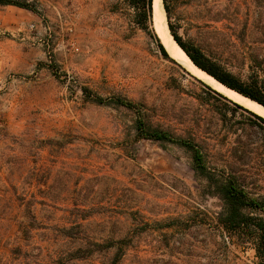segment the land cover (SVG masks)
I'll return each instance as SVG.
<instances>
[{
  "label": "rangeland",
  "instance_id": "obj_1",
  "mask_svg": "<svg viewBox=\"0 0 264 264\" xmlns=\"http://www.w3.org/2000/svg\"><path fill=\"white\" fill-rule=\"evenodd\" d=\"M28 1L31 11L0 7V264H55L81 246L59 233L70 226L80 239L132 238L118 264H247L241 252L251 246L221 229L222 205L189 155L137 140L133 127L139 112L153 127L194 137L217 172L225 161L241 168L227 131L243 113L223 127L201 99H211L205 84L159 56L125 0ZM166 5L167 28L231 73L245 74L248 49L264 54V0ZM243 25L246 41L236 39ZM27 207L40 227L28 228Z\"/></svg>",
  "mask_w": 264,
  "mask_h": 264
},
{
  "label": "trees",
  "instance_id": "obj_2",
  "mask_svg": "<svg viewBox=\"0 0 264 264\" xmlns=\"http://www.w3.org/2000/svg\"><path fill=\"white\" fill-rule=\"evenodd\" d=\"M125 4L131 11V22L135 28L144 32L151 39L162 59L174 64L155 35L152 21V0H125ZM162 4L166 18L169 20L166 0H162ZM0 7H14L31 11L32 3L28 0H0ZM168 28L175 43L196 68L222 86L264 108V54L260 55L258 52L254 53L248 49V52L246 51L243 53L244 56L242 55L246 72L243 75H236L206 54L201 47L193 42L183 41L170 23ZM249 36L250 33L246 25H243L236 39L246 41ZM192 79L196 81L194 78ZM201 86L207 89L208 95L211 97V99L201 98L202 101L210 103L211 107L215 109L219 117L217 120L223 127H228L227 124L231 118H235L237 110L243 113L239 120L228 127L227 131L235 136L233 139L235 146L232 152L237 155L241 168H235L234 164L225 161L222 170L216 172L215 169L208 166L204 148L194 137H182L168 130L153 127L139 112H137L133 124L136 139L169 144L183 149L190 157L195 175L206 182V189L211 195L216 196L222 205V213L217 218L221 229L239 245H250L258 264H264V119L231 102L208 86L203 84ZM218 99L223 101L221 105L216 103ZM95 102L104 103L101 100ZM119 105L127 109H134V105L126 100L119 102ZM229 112L230 115H228ZM28 209L31 207L26 208L28 228L40 227L33 213ZM74 228L75 226H70L58 229V231L66 239L80 240L81 246L61 254L55 264L84 260L95 253L109 251H113L110 264H118L125 252L133 248L135 244L132 238L119 240L80 239L73 232Z\"/></svg>",
  "mask_w": 264,
  "mask_h": 264
},
{
  "label": "bare ground",
  "instance_id": "obj_3",
  "mask_svg": "<svg viewBox=\"0 0 264 264\" xmlns=\"http://www.w3.org/2000/svg\"><path fill=\"white\" fill-rule=\"evenodd\" d=\"M152 8H153L152 21H153V29L155 35L157 36L160 44L163 46L166 53L172 60H174L181 67H183L188 73H190L193 77L200 80L202 83L210 87L215 92L219 93L228 100L242 106L246 110L264 119V108L255 104L254 102H251L246 98L239 96L235 92L226 89L221 84L216 82L213 78H211L210 76L206 75L204 72L195 68V66L192 65V63L182 52V50L172 40V37L167 28L164 12L161 6V1L152 0Z\"/></svg>",
  "mask_w": 264,
  "mask_h": 264
},
{
  "label": "built area",
  "instance_id": "obj_4",
  "mask_svg": "<svg viewBox=\"0 0 264 264\" xmlns=\"http://www.w3.org/2000/svg\"><path fill=\"white\" fill-rule=\"evenodd\" d=\"M224 239L226 241V244L228 245V238L224 237ZM241 253L244 254L246 257H248L247 264H258V260H257L255 253L252 249L251 250H243Z\"/></svg>",
  "mask_w": 264,
  "mask_h": 264
},
{
  "label": "water",
  "instance_id": "obj_5",
  "mask_svg": "<svg viewBox=\"0 0 264 264\" xmlns=\"http://www.w3.org/2000/svg\"><path fill=\"white\" fill-rule=\"evenodd\" d=\"M161 1V6H162V0H160ZM162 9H163V7H162ZM163 12H164V10H163ZM172 40H173V38H172ZM174 41V40H173ZM175 42V41H174ZM176 44V43H175ZM177 45V44H176ZM178 46V45H177ZM183 52V51H182ZM184 53V52H183ZM185 54V53H184ZM187 57V56H186ZM188 58V57H187ZM174 61V60H173ZM190 61V60H189ZM191 62V61H190ZM178 64V63H177ZM193 65V64H192ZM194 66V65H193ZM196 68V67H195ZM198 69V68H197ZM199 70V69H198ZM201 71V70H200ZM203 72V71H202ZM206 74V73H205ZM207 75V74H206ZM192 76V75H191ZM195 78V77H194ZM195 79H197V78H195ZM198 80V79H197ZM200 81V80H199ZM224 87V86H223ZM226 88V87H225ZM226 89H228V88H226ZM228 90H230V89H228ZM232 91V90H231ZM234 92V91H233ZM237 94V93H236ZM239 95V94H238ZM239 96H241V95H239ZM242 97V96H241ZM244 98V97H243ZM247 99V98H246ZM249 100V99H248ZM251 101V100H250ZM251 102H253V101H251ZM255 103V102H254ZM255 104H257V103H255ZM258 105V104H257ZM260 106V105H259ZM263 108V107H262Z\"/></svg>",
  "mask_w": 264,
  "mask_h": 264
}]
</instances>
